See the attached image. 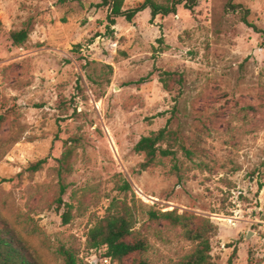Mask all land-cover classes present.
<instances>
[{
  "label": "rangeland",
  "instance_id": "rangeland-1",
  "mask_svg": "<svg viewBox=\"0 0 264 264\" xmlns=\"http://www.w3.org/2000/svg\"><path fill=\"white\" fill-rule=\"evenodd\" d=\"M227 1L181 4L151 21L145 9L108 29L99 0H0V215L41 264H63L60 247L117 264L85 248L113 199L130 207L149 264H176L194 247L150 211L209 219L213 264L233 250V264H264V38ZM234 2L264 30V0ZM23 28L27 39L13 43ZM164 127L175 139L161 147L174 154L142 170L134 145Z\"/></svg>",
  "mask_w": 264,
  "mask_h": 264
},
{
  "label": "trees",
  "instance_id": "trees-1",
  "mask_svg": "<svg viewBox=\"0 0 264 264\" xmlns=\"http://www.w3.org/2000/svg\"><path fill=\"white\" fill-rule=\"evenodd\" d=\"M125 0H99L97 7H105L107 14L105 17L106 28L115 25L116 18H124L131 22L135 16L145 9L149 10L150 21L156 16H167L175 13L179 5L185 9L192 10L198 5L199 0H143L133 7H124ZM226 8L229 12L239 13L241 21L255 32L261 34L264 38V30L257 28L255 24L248 20L249 9L245 8L234 0H228ZM29 35V30L23 28L12 32L10 38L15 44L23 43ZM158 41H161L160 38ZM165 75L170 73L165 72ZM162 78V81H166ZM174 134L166 127L152 132L149 135L142 136L136 142L133 149L137 153L144 155V160L139 167L142 170L149 168L154 164L157 155L166 157L174 154V150L161 144L174 140ZM180 148L187 154L189 151L182 145ZM43 160H38L30 167L36 170L40 167ZM70 164V151H67L59 161L58 176L62 178L63 171H68ZM122 189L127 190L129 186L126 182L122 184ZM65 191V185H59V195L56 198L58 206L63 204L62 194ZM61 214L63 224H68L71 220L70 205ZM149 216L154 220L168 221L174 227L182 229L183 237L194 243L192 251L176 264H213L210 256L211 235L216 231L209 219L197 217L191 214H177L174 211L149 212ZM134 218L130 207L122 200H111L106 214L98 217L88 227L85 234V248L88 250L103 249L102 257L108 258L111 262L123 264L124 260L131 257L130 264H149L144 257L148 251L147 241L133 233ZM59 254L62 257L63 264H89L78 257V253L71 247H60ZM236 250H233L228 258V264H233ZM0 264H41L33 250L23 239V237L14 229L7 219L0 215Z\"/></svg>",
  "mask_w": 264,
  "mask_h": 264
},
{
  "label": "water",
  "instance_id": "water-1",
  "mask_svg": "<svg viewBox=\"0 0 264 264\" xmlns=\"http://www.w3.org/2000/svg\"><path fill=\"white\" fill-rule=\"evenodd\" d=\"M249 235V232H248V234H247V236Z\"/></svg>",
  "mask_w": 264,
  "mask_h": 264
}]
</instances>
